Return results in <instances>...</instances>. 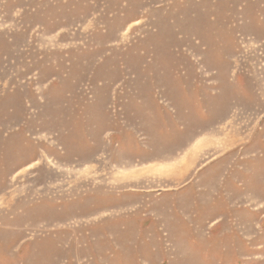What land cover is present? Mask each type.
Segmentation results:
<instances>
[{
	"label": "rangeland",
	"instance_id": "374dc122",
	"mask_svg": "<svg viewBox=\"0 0 264 264\" xmlns=\"http://www.w3.org/2000/svg\"><path fill=\"white\" fill-rule=\"evenodd\" d=\"M0 264H264V0H0Z\"/></svg>",
	"mask_w": 264,
	"mask_h": 264
}]
</instances>
